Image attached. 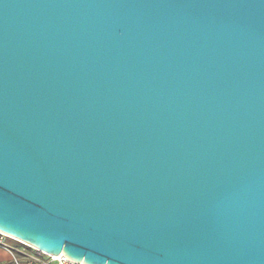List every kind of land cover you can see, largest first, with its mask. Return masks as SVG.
<instances>
[{
    "label": "water",
    "instance_id": "95a60500",
    "mask_svg": "<svg viewBox=\"0 0 264 264\" xmlns=\"http://www.w3.org/2000/svg\"><path fill=\"white\" fill-rule=\"evenodd\" d=\"M0 230L264 264V0H0Z\"/></svg>",
    "mask_w": 264,
    "mask_h": 264
},
{
    "label": "built area",
    "instance_id": "2783aa9c",
    "mask_svg": "<svg viewBox=\"0 0 264 264\" xmlns=\"http://www.w3.org/2000/svg\"><path fill=\"white\" fill-rule=\"evenodd\" d=\"M0 248L12 255L9 264H85L63 253L55 255L23 242L0 230Z\"/></svg>",
    "mask_w": 264,
    "mask_h": 264
},
{
    "label": "crops",
    "instance_id": "0c3cea01",
    "mask_svg": "<svg viewBox=\"0 0 264 264\" xmlns=\"http://www.w3.org/2000/svg\"><path fill=\"white\" fill-rule=\"evenodd\" d=\"M11 261L12 255L8 251L0 248V264H9Z\"/></svg>",
    "mask_w": 264,
    "mask_h": 264
}]
</instances>
